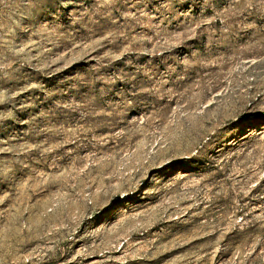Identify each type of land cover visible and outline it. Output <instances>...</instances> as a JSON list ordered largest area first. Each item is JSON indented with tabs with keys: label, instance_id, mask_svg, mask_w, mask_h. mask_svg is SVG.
<instances>
[{
	"label": "rangeland",
	"instance_id": "obj_1",
	"mask_svg": "<svg viewBox=\"0 0 264 264\" xmlns=\"http://www.w3.org/2000/svg\"><path fill=\"white\" fill-rule=\"evenodd\" d=\"M0 264H264V0H0Z\"/></svg>",
	"mask_w": 264,
	"mask_h": 264
}]
</instances>
